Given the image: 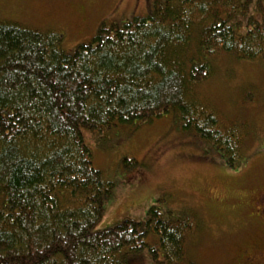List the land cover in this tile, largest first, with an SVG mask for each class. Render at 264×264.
Returning <instances> with one entry per match:
<instances>
[{"label": "trees", "instance_id": "obj_1", "mask_svg": "<svg viewBox=\"0 0 264 264\" xmlns=\"http://www.w3.org/2000/svg\"><path fill=\"white\" fill-rule=\"evenodd\" d=\"M222 53L264 63V0L156 2L71 51L56 28L0 19V264H132L141 250L153 264H196L189 216L152 205L144 220L98 227L114 182L84 130L136 128L174 110L222 155L237 151L241 138L194 91Z\"/></svg>", "mask_w": 264, "mask_h": 264}, {"label": "rangeland", "instance_id": "obj_2", "mask_svg": "<svg viewBox=\"0 0 264 264\" xmlns=\"http://www.w3.org/2000/svg\"><path fill=\"white\" fill-rule=\"evenodd\" d=\"M156 2L164 0H0V19L56 28L71 51L102 23L146 16ZM194 91L213 108L219 127L241 138L240 148L222 155L216 144L183 129L174 110L136 128L84 130L94 165L114 182L102 199L98 227L124 217L144 220L158 205L175 217H190L194 231L186 252L196 264H245L243 250L262 237L248 227L242 200L264 183V63L222 53ZM132 257V264H153L148 250Z\"/></svg>", "mask_w": 264, "mask_h": 264}, {"label": "flooded vegetation", "instance_id": "obj_3", "mask_svg": "<svg viewBox=\"0 0 264 264\" xmlns=\"http://www.w3.org/2000/svg\"><path fill=\"white\" fill-rule=\"evenodd\" d=\"M248 214L247 225L262 233L261 240L245 248L242 257L245 264H264V183L242 200Z\"/></svg>", "mask_w": 264, "mask_h": 264}]
</instances>
